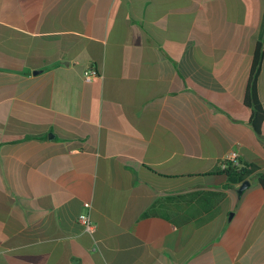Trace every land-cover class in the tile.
Here are the masks:
<instances>
[{"label":"crops","instance_id":"obj_1","mask_svg":"<svg viewBox=\"0 0 264 264\" xmlns=\"http://www.w3.org/2000/svg\"><path fill=\"white\" fill-rule=\"evenodd\" d=\"M262 41L264 0H0V264H264Z\"/></svg>","mask_w":264,"mask_h":264},{"label":"trees","instance_id":"obj_2","mask_svg":"<svg viewBox=\"0 0 264 264\" xmlns=\"http://www.w3.org/2000/svg\"><path fill=\"white\" fill-rule=\"evenodd\" d=\"M264 59V41L255 45L250 77L247 83L246 92L243 98L245 106L251 109V125L254 131L259 135L261 124L264 122V108L259 101L256 89L257 75L260 65ZM255 171V167L241 162H228L226 168L221 172L226 177L227 185H241ZM257 184L264 189V173L256 175Z\"/></svg>","mask_w":264,"mask_h":264},{"label":"built area","instance_id":"obj_3","mask_svg":"<svg viewBox=\"0 0 264 264\" xmlns=\"http://www.w3.org/2000/svg\"><path fill=\"white\" fill-rule=\"evenodd\" d=\"M99 78H101V74H99V72L95 69H88L83 74V80L86 83L95 82ZM237 158L238 154L236 152H231L226 155L218 164L220 171L222 172L226 168V164L228 162H237ZM86 206L89 207V204H87ZM78 221L81 225H83L85 232L89 233L90 235L95 232L96 226L90 222L88 217H81Z\"/></svg>","mask_w":264,"mask_h":264},{"label":"water","instance_id":"obj_4","mask_svg":"<svg viewBox=\"0 0 264 264\" xmlns=\"http://www.w3.org/2000/svg\"><path fill=\"white\" fill-rule=\"evenodd\" d=\"M250 186V183L248 180H245L243 183H241V185L236 189V194H237V197L240 198L241 195L243 194V192L249 188Z\"/></svg>","mask_w":264,"mask_h":264}]
</instances>
